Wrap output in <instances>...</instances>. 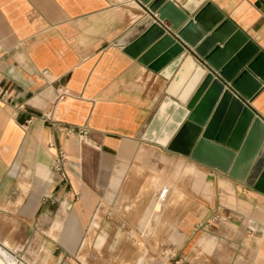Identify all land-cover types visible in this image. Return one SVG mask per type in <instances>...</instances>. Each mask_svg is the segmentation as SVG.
<instances>
[{
    "label": "crops",
    "instance_id": "0c3cea01",
    "mask_svg": "<svg viewBox=\"0 0 264 264\" xmlns=\"http://www.w3.org/2000/svg\"><path fill=\"white\" fill-rule=\"evenodd\" d=\"M206 3L264 55V0H175L188 10L187 20ZM145 8L140 0H0V91L12 100L0 102L1 264H28L18 260L31 242L28 231L52 222L40 211L68 212L59 241L67 247L76 242L75 228L86 226L99 208L100 196L120 177L114 175L118 166L142 150L151 151L164 172L167 165L192 172L209 195V202L200 200L203 209L185 214L165 238L163 264H264V191L236 180L247 178L248 169L231 172V159L223 170L226 159L210 152L196 161L154 141L175 104H183L177 87L184 60L206 68L184 46L167 80L126 54L117 42L148 18ZM247 106L264 122V83ZM189 135L178 148L185 150ZM56 149L67 158L61 183L51 171ZM213 162L221 167L206 165ZM158 194L152 213L161 209ZM216 211L222 220L209 219ZM50 257L33 264H55Z\"/></svg>",
    "mask_w": 264,
    "mask_h": 264
},
{
    "label": "water",
    "instance_id": "95a60500",
    "mask_svg": "<svg viewBox=\"0 0 264 264\" xmlns=\"http://www.w3.org/2000/svg\"><path fill=\"white\" fill-rule=\"evenodd\" d=\"M140 2L148 18L117 42L124 52L167 80L185 56L184 46L206 68L195 67L201 76L183 104H175L154 141L196 161L210 152L226 159L223 170L234 159L231 172L237 167L243 168V174L249 171L247 178L236 180L264 191V122L247 106L264 83V55L211 3L187 20L188 10L179 8L175 0ZM154 14L156 20L151 17ZM144 29L146 34L138 38ZM187 135L191 141L181 150L179 139ZM206 165L221 167L216 162Z\"/></svg>",
    "mask_w": 264,
    "mask_h": 264
},
{
    "label": "rangeland",
    "instance_id": "374dc122",
    "mask_svg": "<svg viewBox=\"0 0 264 264\" xmlns=\"http://www.w3.org/2000/svg\"><path fill=\"white\" fill-rule=\"evenodd\" d=\"M155 160L151 151L142 150L131 162L118 166L114 175L120 177L100 196L99 208L92 211L86 226L75 228L77 240L69 247L59 241L67 229L62 223L68 212L40 211L39 216L48 213L42 218L52 222L28 231L31 242L23 244L18 260L33 264L38 259L42 263L51 256L55 264H163L165 238L174 235L185 214L203 209L200 200L209 195L192 172L181 173L170 165L164 172L163 164ZM162 191L166 193L159 199L160 212L152 213L150 207ZM94 217L97 226L92 227ZM209 219L220 221L223 216L216 211Z\"/></svg>",
    "mask_w": 264,
    "mask_h": 264
},
{
    "label": "built area",
    "instance_id": "2783aa9c",
    "mask_svg": "<svg viewBox=\"0 0 264 264\" xmlns=\"http://www.w3.org/2000/svg\"><path fill=\"white\" fill-rule=\"evenodd\" d=\"M12 100L7 97L6 93L0 91V102L1 103H10ZM16 110L22 109V106L15 107ZM73 129H67L66 134L71 135L73 134ZM81 138H83L86 135V131L84 129L79 130L77 132ZM51 147V146H50ZM51 171L52 173L57 176V179L59 182H65L67 181L66 171H67V158L63 152L56 149L55 154L52 157V165H51ZM166 191H162L160 193L159 199H161L165 195ZM176 264V263H175Z\"/></svg>",
    "mask_w": 264,
    "mask_h": 264
},
{
    "label": "bare ground",
    "instance_id": "6f19581e",
    "mask_svg": "<svg viewBox=\"0 0 264 264\" xmlns=\"http://www.w3.org/2000/svg\"><path fill=\"white\" fill-rule=\"evenodd\" d=\"M184 73L181 74L180 82L177 89L180 88L179 98L184 101L188 94L192 91L197 83L201 72L192 66L190 60H187L183 65Z\"/></svg>",
    "mask_w": 264,
    "mask_h": 264
}]
</instances>
